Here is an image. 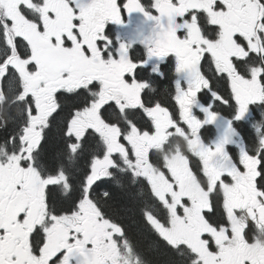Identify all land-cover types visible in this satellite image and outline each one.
<instances>
[{
    "label": "snow or ice",
    "instance_id": "obj_1",
    "mask_svg": "<svg viewBox=\"0 0 264 264\" xmlns=\"http://www.w3.org/2000/svg\"><path fill=\"white\" fill-rule=\"evenodd\" d=\"M0 264H264V0H0Z\"/></svg>",
    "mask_w": 264,
    "mask_h": 264
}]
</instances>
